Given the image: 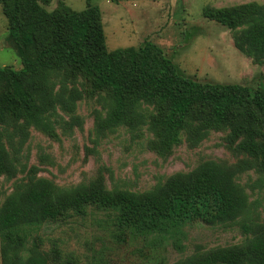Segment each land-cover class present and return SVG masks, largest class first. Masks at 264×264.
I'll list each match as a JSON object with an SVG mask.
<instances>
[{"label": "rangeland", "instance_id": "1", "mask_svg": "<svg viewBox=\"0 0 264 264\" xmlns=\"http://www.w3.org/2000/svg\"><path fill=\"white\" fill-rule=\"evenodd\" d=\"M9 2L11 0H8ZM63 0L42 4L52 11ZM76 11L99 6L108 50L139 48L147 39L164 49L181 74L201 83L239 84L252 93L264 91V60L248 55L241 40L247 27L230 30L203 15L206 7L221 9L240 5L264 6V0H68ZM9 18L0 0V67L23 68L9 39ZM242 45L245 50L240 49ZM42 88L54 108L46 114L51 131L17 119L8 103V89L0 84V149L14 175L0 172V210L6 201L45 180L63 197L78 191L102 194L120 192L145 196L159 192L176 176L194 174L214 163L233 173V180L248 198L250 207L231 222L195 220L168 231L139 233L121 223L118 210L96 203L67 212L56 220L20 225L12 231L13 249L19 243L20 264L35 253L47 264H190L223 249L246 246L244 225H264V133L257 137V154L241 150L229 140L227 125L215 126L209 108H197L188 116L180 143L161 152L152 121L165 117L168 107L141 103L134 128L103 127L114 109L110 90L95 91L92 82L71 68L45 73ZM80 97L74 105L72 92ZM37 103L44 101L36 93ZM4 105V107H2ZM9 107V109H7ZM0 232L2 248L9 242ZM16 250V249H15ZM12 264L13 253L11 251Z\"/></svg>", "mask_w": 264, "mask_h": 264}, {"label": "trees", "instance_id": "2", "mask_svg": "<svg viewBox=\"0 0 264 264\" xmlns=\"http://www.w3.org/2000/svg\"><path fill=\"white\" fill-rule=\"evenodd\" d=\"M51 1L1 0L9 18V39L23 65L21 70L0 67V84L8 89V103H12L17 119L50 132L46 114L54 108V102L47 98L51 92L42 88L43 82L36 83L35 79L41 80L54 69L69 67L89 78L95 91H111L114 109L102 122L104 128H134L133 117L138 115L141 103L165 105L168 114L152 121L164 154L180 143L188 116L197 108H209L215 126H229L231 143L244 136L238 147L254 154L259 152L257 137L264 133V91L252 93L239 84L201 83L185 77L164 49L149 39L137 49L110 51L99 6L76 11L63 0L57 9L49 11L43 6ZM203 15L230 30L247 27L241 40L250 49L248 55L264 60V6L206 7ZM239 47L245 50L242 45ZM36 93L44 100L42 104L37 103ZM71 95L74 105L80 95L76 91ZM5 113L6 110L0 111V122ZM5 161L6 153L1 148L0 172L14 175L12 165ZM89 203L118 210L121 223L139 233L168 231L195 220L210 224L231 222L250 207L247 195L235 185L233 173L214 163L203 165L192 175L176 176L159 192L145 196L84 190L63 197L60 190L42 180L25 193L10 197L0 210V232H7L9 239L1 251L3 264H11V251L15 252L12 264L21 262L22 244L12 248V231L17 227L56 220ZM243 229L247 237L244 248L219 250L190 264H264V225L245 224ZM47 263L40 253L26 262Z\"/></svg>", "mask_w": 264, "mask_h": 264}, {"label": "crops", "instance_id": "3", "mask_svg": "<svg viewBox=\"0 0 264 264\" xmlns=\"http://www.w3.org/2000/svg\"><path fill=\"white\" fill-rule=\"evenodd\" d=\"M58 1L59 0H52L51 2H52V4L53 3H55L56 2V5H57V3H58ZM70 1V0H69ZM64 2L66 3V5L67 6H69V7H71L70 5H69V3H68V0H64ZM51 4V3H50ZM46 6H48V5H46ZM72 8V7H71ZM47 9V8H46ZM48 10V9H47ZM74 10V9H73ZM50 11V10H49ZM53 11V10H52ZM104 30H105V28H104ZM105 35H106V31H105ZM106 39H107V35H106ZM113 50H116V49H113ZM113 50H110V51H113Z\"/></svg>", "mask_w": 264, "mask_h": 264}]
</instances>
